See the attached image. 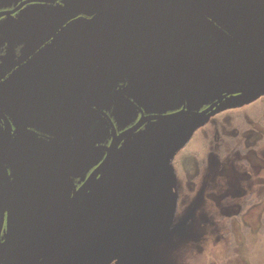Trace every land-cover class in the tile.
<instances>
[{"label": "flooded vegetation", "instance_id": "1", "mask_svg": "<svg viewBox=\"0 0 264 264\" xmlns=\"http://www.w3.org/2000/svg\"><path fill=\"white\" fill-rule=\"evenodd\" d=\"M78 1L0 0V110L5 115L0 117V134L7 123L11 129L6 165L16 202L35 206V217L50 226L59 209L65 220L67 207L106 160L115 139L145 119L119 141L87 192L74 229H104L98 220L105 217L128 233L127 226L136 223L141 211V202L132 193V168L138 167L136 173L146 166L176 173V157L190 143L185 140L189 135L180 134L193 116L162 118L182 111L203 112L217 100L198 102L183 88L169 86L156 97L135 88L139 83L129 76L115 81L112 68L85 90L83 83L123 46L171 55L224 45L229 38L252 48L248 30L251 20L257 25L264 0H122L91 15L74 10ZM168 4L181 5L189 13L187 7L192 8L202 17L185 14L183 19L197 21L199 27L156 23V15ZM253 50L264 52V46ZM228 66L214 64L215 74L237 84L256 81L237 78L226 70ZM215 89L224 91L223 103L238 96L226 95L221 86ZM108 190L113 194L102 207ZM1 195L0 191V206ZM6 219L5 215L1 242Z\"/></svg>", "mask_w": 264, "mask_h": 264}, {"label": "rangeland", "instance_id": "2", "mask_svg": "<svg viewBox=\"0 0 264 264\" xmlns=\"http://www.w3.org/2000/svg\"><path fill=\"white\" fill-rule=\"evenodd\" d=\"M259 24L252 21L248 31L253 49L264 46V26ZM242 64H238L242 72L238 67L230 70L237 78L251 80L264 74L260 64ZM242 67L251 69L243 73ZM188 140L176 157V173H159L148 166L137 173L138 167H133L131 172L141 211L136 223L127 226L128 235L147 233L153 209L166 203L163 242L140 248L101 227L86 232L79 227L51 264H264V94L211 115ZM32 207L23 202L16 207L19 264L40 258L63 226L61 209L49 226L47 220L36 221ZM4 211L5 199L1 201L5 220ZM49 229L50 235L45 232Z\"/></svg>", "mask_w": 264, "mask_h": 264}, {"label": "water", "instance_id": "3", "mask_svg": "<svg viewBox=\"0 0 264 264\" xmlns=\"http://www.w3.org/2000/svg\"><path fill=\"white\" fill-rule=\"evenodd\" d=\"M121 1L122 0H79L74 7V10L79 13L82 12L91 15L101 13ZM180 6L181 5L176 4H168L164 6V9L156 15L157 19L155 22H161L162 25L164 22L163 26L167 24H175L178 26L183 25V28H198L199 24L197 21L191 22L184 20L183 17L185 14H188L189 16L193 14L196 16L195 18H199L201 15L189 7L187 8L190 13L185 12L183 9L179 8ZM174 11L176 13L175 18H173ZM260 13L261 15L259 16L258 14L257 20L264 26V9ZM164 15L165 17H163ZM220 38L224 37L220 36ZM225 40L228 42L224 45H213L210 47L200 48L198 51L191 50L189 53L173 52L171 55L170 53L148 52L132 46L119 47L111 53L109 61L98 68V70L83 83L82 90L91 86L95 80L101 81L103 77L102 75H108L107 73H109L110 68H112L113 78L115 81L121 79L122 77L129 76L133 79V81L139 83V85L135 83V88L140 87L142 92L153 94L156 97H162L163 93L161 92L164 88L169 86L171 88H183L185 95L198 102L205 101L206 99L210 100L211 98L217 100L211 108L203 112L182 111L170 117L162 118L164 120H172L179 119L182 116L187 115L193 116L192 122L187 126V129L180 134V136L185 138L189 135V137L185 139L188 140L195 129L204 124L211 115L221 110H225L227 107L244 105L245 103L251 102L264 94V74L256 78V81L247 84H237L224 76H218L215 74L213 65L219 62L229 64V66L226 67L227 71H230L235 66L237 67L239 66L238 64L242 63H255L256 65L260 64L264 66V52L254 51L252 48L244 46L233 39L228 38ZM165 56L169 57V60L165 59ZM172 64L173 66L170 67ZM242 68L245 72V67ZM240 71L242 72V69H240ZM215 86H221L223 90H226V95L238 94V96L228 100L226 103H223L222 101L224 100V96L221 94L224 91H218L215 89ZM208 94L213 95L209 96ZM0 117H5L1 110ZM144 120L145 119L115 139L106 160L79 189L70 205L67 207V217L65 220H61L63 222V226L60 234L57 236L56 242L49 247L45 253L40 256V258L35 261H31L29 264H51L66 250L70 238L75 233L74 229L77 223L78 215L80 210L83 208L82 202L87 192L91 188L98 174L107 166L115 154L119 141L127 135L135 132ZM10 132V125L7 123L6 131L3 135L0 134V191L5 199L4 214L7 218V231L4 241L1 242L2 224L5 220L2 218L0 206V264H19L15 236V215L16 207L19 203L16 202L15 188L6 165ZM136 153L137 151H134L131 153V156L136 155ZM116 190H118V188ZM132 193L136 199L139 198V189H132ZM112 194V191L110 193L109 190L105 192L104 200L101 205L102 207L105 206L106 201ZM42 212L44 213V211ZM168 212L169 206L166 203H160L157 205L150 215L148 221V232L133 238H131L128 233L123 232L120 227L106 220L105 217H100L98 221L104 227L105 230H103L109 235L128 241L140 248H152L163 242L166 238L165 233L168 221ZM32 213L37 222L43 221L38 220V218L35 217V206L32 207ZM45 232L48 233L47 230H45Z\"/></svg>", "mask_w": 264, "mask_h": 264}, {"label": "bare ground", "instance_id": "4", "mask_svg": "<svg viewBox=\"0 0 264 264\" xmlns=\"http://www.w3.org/2000/svg\"><path fill=\"white\" fill-rule=\"evenodd\" d=\"M249 69H250V68H247V67L244 68L245 71H248Z\"/></svg>", "mask_w": 264, "mask_h": 264}]
</instances>
